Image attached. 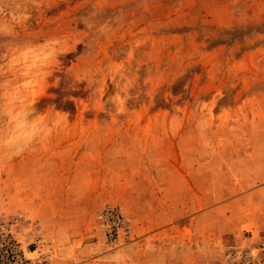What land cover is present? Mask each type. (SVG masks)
<instances>
[{
	"label": "rangeland",
	"instance_id": "374dc122",
	"mask_svg": "<svg viewBox=\"0 0 264 264\" xmlns=\"http://www.w3.org/2000/svg\"><path fill=\"white\" fill-rule=\"evenodd\" d=\"M0 221L45 264H264V0H0Z\"/></svg>",
	"mask_w": 264,
	"mask_h": 264
},
{
	"label": "built area",
	"instance_id": "2783aa9c",
	"mask_svg": "<svg viewBox=\"0 0 264 264\" xmlns=\"http://www.w3.org/2000/svg\"><path fill=\"white\" fill-rule=\"evenodd\" d=\"M119 229L120 218L118 217L113 224L112 231L118 235ZM19 232L20 228L14 223L0 221V264H45L39 259L28 258L23 243L16 237Z\"/></svg>",
	"mask_w": 264,
	"mask_h": 264
},
{
	"label": "crops",
	"instance_id": "0c3cea01",
	"mask_svg": "<svg viewBox=\"0 0 264 264\" xmlns=\"http://www.w3.org/2000/svg\"><path fill=\"white\" fill-rule=\"evenodd\" d=\"M51 257H49L50 259ZM49 264H63V261L62 260H56V261H49ZM71 264V263H70Z\"/></svg>",
	"mask_w": 264,
	"mask_h": 264
}]
</instances>
